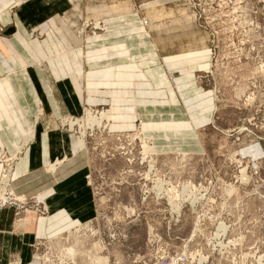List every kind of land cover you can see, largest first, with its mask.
Wrapping results in <instances>:
<instances>
[{
	"label": "rangeland",
	"instance_id": "rangeland-1",
	"mask_svg": "<svg viewBox=\"0 0 264 264\" xmlns=\"http://www.w3.org/2000/svg\"><path fill=\"white\" fill-rule=\"evenodd\" d=\"M185 3L206 37L196 49L207 51L185 94L204 109L192 130H169L163 122L158 131L149 123L147 136L137 122L132 131L112 132L110 120L101 122L104 113L110 119L102 106L85 107L76 123L68 122L70 131L59 118L58 129L82 143L94 216L35 239L28 262L11 256L6 264H264V0ZM103 22L85 18L76 36L99 38L107 31ZM139 27L130 29L149 35ZM165 75L178 97L179 76ZM179 102L171 107L183 114ZM10 158L4 151L1 170L13 165ZM8 191L22 199L9 196L0 207L11 209L14 221L46 215L41 195Z\"/></svg>",
	"mask_w": 264,
	"mask_h": 264
},
{
	"label": "crops",
	"instance_id": "crops-1",
	"mask_svg": "<svg viewBox=\"0 0 264 264\" xmlns=\"http://www.w3.org/2000/svg\"><path fill=\"white\" fill-rule=\"evenodd\" d=\"M183 9L185 0H0V149L13 158L14 191L41 195L47 210L17 228L21 221H14L12 210L0 209V264L11 256L28 262L35 239L94 216L82 143L58 129L59 118L102 106L109 109L112 132L132 131L137 122L142 130L155 123L160 131L163 122L169 130H192L204 109L185 94L191 72L206 65L207 51L196 49L206 37ZM85 18L104 21L107 31L82 41L75 32ZM139 23L149 35L135 31ZM168 72L179 76L178 97ZM179 101L186 117L171 107Z\"/></svg>",
	"mask_w": 264,
	"mask_h": 264
},
{
	"label": "built area",
	"instance_id": "built-area-1",
	"mask_svg": "<svg viewBox=\"0 0 264 264\" xmlns=\"http://www.w3.org/2000/svg\"><path fill=\"white\" fill-rule=\"evenodd\" d=\"M1 26H0V31H1ZM93 29H98V28H94L93 27ZM34 31H31L30 32V35L33 33ZM90 112H91V110H90ZM97 113H99L98 111L96 112H94L92 115H94V116H96V114ZM80 117L81 116H79V117H72V116H65V117H63V118H61L60 120H62V126H64V124H65V122H67V124H65L66 126H67V128H68V130L70 131V129L72 128V125H73V123H76L77 122V119H80ZM73 121V122H72ZM68 122H72V125L69 127V124H68ZM79 123H80V121H79ZM81 125H82V123H80L78 126H80V128H82L81 127ZM77 126V128H78V130H79V127ZM88 130H91L90 128L88 129ZM81 131V130H80ZM80 131H79V133H78V136H79V134H80ZM1 152V151H0ZM2 159H3V151L0 153V163H5V161H2ZM9 160V159H8ZM9 162V161H8ZM11 162H13V160L11 161ZM10 162V163H11ZM7 166H9V168H10V165H9V163H7L6 162V164H5V168H3L2 170H1V172H2V174H3V171L7 168ZM11 169V168H10ZM1 174V173H0ZM1 177H2V175H1ZM0 181H1V179H0ZM0 186H1V182H0ZM7 193H9V194H7ZM5 196H7V197H5ZM9 196H12V194H11V192L10 191H8V187H7V191H5L4 193H3V197L5 198L4 200H3V202H1L0 203V207L1 206H3L4 205V203H7V201L8 200H10V199H7ZM13 197V196H12ZM13 201H14V203H16V201H18V202H20L19 200H15V198L14 199H12ZM22 202V201H21ZM11 204V203H10Z\"/></svg>",
	"mask_w": 264,
	"mask_h": 264
},
{
	"label": "bare ground",
	"instance_id": "bare-ground-1",
	"mask_svg": "<svg viewBox=\"0 0 264 264\" xmlns=\"http://www.w3.org/2000/svg\"><path fill=\"white\" fill-rule=\"evenodd\" d=\"M97 25V24H96ZM98 27V26H97ZM90 115H88V117H89ZM103 119H105L106 121H108V120H110L109 119V117H108V113H104V114H102L101 115V122H102V120ZM109 122V121H108ZM24 147V146H23ZM22 148H20L19 149V151L21 150ZM0 151L2 152V150L0 149ZM0 152V153H1ZM12 160H13V158H12ZM12 160H8L9 162H11ZM57 163V162H56ZM11 165V164H10ZM7 168H8V171H7V174L5 173L4 174V176H3V178H2V181H1V186H0V203L1 202H3V200L5 199L4 197H3V193L5 192V191H7V187L9 188V186L11 187V185H10V183H11V174H12V165H11V169L9 168V166H7ZM51 168H53V167H51ZM13 191V190H12ZM7 194H9V193H7ZM13 197H16L15 198V200H18L19 199V201H21L22 199L21 198H19V196L17 195H13ZM25 200V199H24ZM23 224V221L21 222V224H19L18 223V225H17V228H19V227H21L20 225H22Z\"/></svg>",
	"mask_w": 264,
	"mask_h": 264
}]
</instances>
